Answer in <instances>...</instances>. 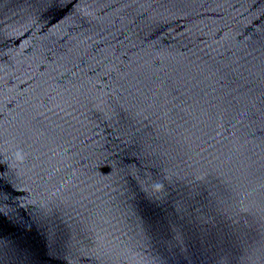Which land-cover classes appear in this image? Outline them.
I'll list each match as a JSON object with an SVG mask.
<instances>
[{"label": "water", "instance_id": "water-1", "mask_svg": "<svg viewBox=\"0 0 264 264\" xmlns=\"http://www.w3.org/2000/svg\"><path fill=\"white\" fill-rule=\"evenodd\" d=\"M0 264H264V0H0Z\"/></svg>", "mask_w": 264, "mask_h": 264}]
</instances>
